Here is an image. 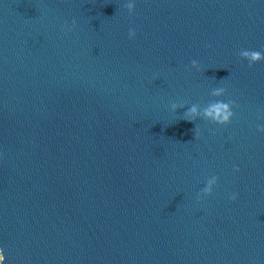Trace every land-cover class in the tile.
<instances>
[{"label": "water", "instance_id": "95a60500", "mask_svg": "<svg viewBox=\"0 0 264 264\" xmlns=\"http://www.w3.org/2000/svg\"><path fill=\"white\" fill-rule=\"evenodd\" d=\"M124 3L0 0L3 264H264V0Z\"/></svg>", "mask_w": 264, "mask_h": 264}, {"label": "clouds", "instance_id": "9594fccd", "mask_svg": "<svg viewBox=\"0 0 264 264\" xmlns=\"http://www.w3.org/2000/svg\"><path fill=\"white\" fill-rule=\"evenodd\" d=\"M136 7V0H125L124 8H126L127 12L129 14H132L135 11ZM75 22H73L74 26ZM65 30L71 31L72 28L69 27L67 24H65ZM129 38H134L136 36V30L134 28H130L128 32ZM239 56L242 59H246L248 61V66L252 67L254 64L264 61V51H258V50H250V49H242L239 52ZM191 67L200 69L201 65L199 61L192 60L191 61ZM226 92V89L224 87H216L212 90L213 96H223ZM235 105V101L229 100H216L213 103L208 104L207 107L201 108L198 104H192L190 107L186 109V111L183 113V119L188 121H194L197 117L203 116L205 119L219 124V125H227L230 124L232 121V118L235 115V112L233 111V107ZM184 104H172V110L176 111L178 108H183ZM258 131L264 132V125L258 126ZM199 135V129L197 128L195 131V136ZM239 171L238 167L236 169ZM219 180L218 176H211L207 179V182L205 186L200 190L199 193H197V199H203L204 197L211 195L213 192L214 186L217 185ZM238 197V193H233L230 196L231 200H236ZM3 255H4V249L3 247H0V264H3Z\"/></svg>", "mask_w": 264, "mask_h": 264}]
</instances>
